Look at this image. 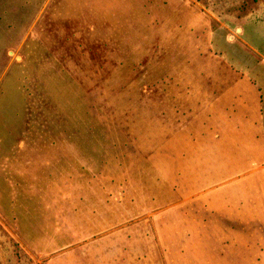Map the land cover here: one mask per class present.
Here are the masks:
<instances>
[{
	"label": "rangeland",
	"instance_id": "obj_1",
	"mask_svg": "<svg viewBox=\"0 0 264 264\" xmlns=\"http://www.w3.org/2000/svg\"><path fill=\"white\" fill-rule=\"evenodd\" d=\"M52 141L71 188L18 232L54 264L86 248L90 264H264L209 219V201L238 203L232 172L264 162V0H0V196ZM9 211L0 264H33Z\"/></svg>",
	"mask_w": 264,
	"mask_h": 264
},
{
	"label": "crops",
	"instance_id": "obj_2",
	"mask_svg": "<svg viewBox=\"0 0 264 264\" xmlns=\"http://www.w3.org/2000/svg\"><path fill=\"white\" fill-rule=\"evenodd\" d=\"M20 154L17 156V160L14 163L15 167L12 166L15 169L14 172L17 180L15 183H11L13 186L9 185V189H14L15 192L7 197L1 195L0 207L3 208L8 205V209L10 208L7 214L10 215L11 222L13 221L17 225L15 231L17 239H14V241L18 244L19 248H21V251L31 259L30 261L33 264H38V262L42 264H54V256L57 253L53 254L36 250L24 237L19 235L18 229L20 230L21 217L25 215L29 217H39L40 215H44V211H46L41 209V204L47 206L53 205L52 203L55 199L54 196H49L51 194L50 191H56L57 189L68 190L71 188V184L68 182H55L52 175L59 172L56 171V158L61 159L60 157L66 158V156L71 158L72 155L70 151L66 152L65 149L62 151L57 150L53 141L51 150L25 151L22 155ZM20 157H22L23 160H19ZM64 167L67 168L66 166ZM21 169L25 172L24 175L20 173ZM232 173H235L236 176L229 178L234 179V181L225 185L224 188L230 189L229 187L232 185L238 186L240 194L238 203L237 201L233 203V198L209 201V219H216L218 215H221L219 213H222L226 216L223 217L225 225L239 234L240 240L239 242H235L240 245L241 252L242 248L244 254H247L249 249L259 248V252L264 254V162H260L259 164L254 162L251 166ZM26 175H29L30 178ZM93 186L94 185H90L86 187V189L89 188L92 190L94 189ZM95 188L96 190L98 189L97 184ZM217 190L218 189H214L212 191L213 194H215ZM46 191H49V195ZM5 198L9 200H5ZM63 200L66 205L72 202L71 199L64 198ZM82 201H84L86 205L84 213L86 212L88 215L96 218L99 212L102 216L103 199L100 198L101 207L98 209L97 193H95V198H85L82 199ZM90 201H95V204H89ZM236 204H239V209H232L231 206ZM61 206L64 208V205ZM250 206L256 207L255 214L253 213V215H255L254 219L249 218V212L251 213ZM231 217L233 219H231ZM0 218L8 221L1 214ZM249 235L255 236V239L253 238L252 240L255 241V244L249 245V237H251ZM81 256L83 257H81L84 262L83 264H90L88 258L89 251L87 248L82 250ZM84 258H88V260ZM92 264L99 263L97 260H94Z\"/></svg>",
	"mask_w": 264,
	"mask_h": 264
}]
</instances>
